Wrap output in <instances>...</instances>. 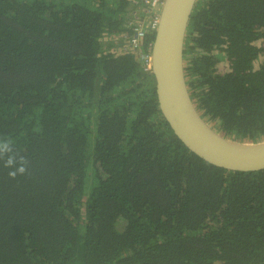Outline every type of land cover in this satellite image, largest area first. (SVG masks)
<instances>
[{"label": "trees", "instance_id": "1", "mask_svg": "<svg viewBox=\"0 0 264 264\" xmlns=\"http://www.w3.org/2000/svg\"><path fill=\"white\" fill-rule=\"evenodd\" d=\"M126 0H0V264H264V170L191 153L159 109ZM264 0H198L191 98L225 137L264 140Z\"/></svg>", "mask_w": 264, "mask_h": 264}, {"label": "water", "instance_id": "2", "mask_svg": "<svg viewBox=\"0 0 264 264\" xmlns=\"http://www.w3.org/2000/svg\"><path fill=\"white\" fill-rule=\"evenodd\" d=\"M198 0H165L151 50V73L163 118L177 139L205 162L233 172L264 170V140L241 142L212 127L191 98L185 41Z\"/></svg>", "mask_w": 264, "mask_h": 264}, {"label": "built area", "instance_id": "3", "mask_svg": "<svg viewBox=\"0 0 264 264\" xmlns=\"http://www.w3.org/2000/svg\"><path fill=\"white\" fill-rule=\"evenodd\" d=\"M132 4H141L146 9V13L149 15L148 22L140 21L137 24V28L134 30V34L130 39V45L139 50L143 44L145 36L149 32H156L159 24V17L165 0H126ZM151 50L152 45L148 48L147 53L140 55V59L146 65V69L151 71Z\"/></svg>", "mask_w": 264, "mask_h": 264}, {"label": "clouds", "instance_id": "4", "mask_svg": "<svg viewBox=\"0 0 264 264\" xmlns=\"http://www.w3.org/2000/svg\"><path fill=\"white\" fill-rule=\"evenodd\" d=\"M0 160L9 169V177L15 179L18 175H25L30 167L29 160L16 152L10 138H0Z\"/></svg>", "mask_w": 264, "mask_h": 264}, {"label": "rangeland", "instance_id": "5", "mask_svg": "<svg viewBox=\"0 0 264 264\" xmlns=\"http://www.w3.org/2000/svg\"><path fill=\"white\" fill-rule=\"evenodd\" d=\"M262 59H264V54L262 55V57H261Z\"/></svg>", "mask_w": 264, "mask_h": 264}, {"label": "flooded vegetation", "instance_id": "6", "mask_svg": "<svg viewBox=\"0 0 264 264\" xmlns=\"http://www.w3.org/2000/svg\"><path fill=\"white\" fill-rule=\"evenodd\" d=\"M264 61V59H262Z\"/></svg>", "mask_w": 264, "mask_h": 264}]
</instances>
